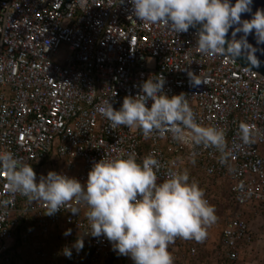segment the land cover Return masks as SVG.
<instances>
[{
	"label": "built area",
	"instance_id": "1",
	"mask_svg": "<svg viewBox=\"0 0 264 264\" xmlns=\"http://www.w3.org/2000/svg\"><path fill=\"white\" fill-rule=\"evenodd\" d=\"M121 3L0 0V150L13 152L37 175L56 155L63 174L82 183L104 156L122 149L142 159L154 152L163 165L162 178L170 167L186 168L209 202V180L230 185L236 209L264 202V77L227 55L197 53L196 32L179 35L167 26L133 21L131 5ZM188 71L199 76L200 86H190ZM152 76L166 79L169 96L187 94L198 122L224 130L225 162L214 148L178 143L171 134L145 139L139 129H112L96 111L108 99L119 110L124 98L135 96ZM242 122L251 127L248 143L239 136ZM6 182V174H0V264H13L16 235L30 226L45 238L62 228L75 234L53 250L35 248L36 264H106L112 256L118 264H133L113 251L106 237L88 234L86 206L73 215L71 202L48 216L42 200L13 194ZM79 238L83 250L72 248L66 257L63 249ZM252 241L247 221L235 213L221 233L216 264H240ZM202 245L178 237L169 245L174 264H201Z\"/></svg>",
	"mask_w": 264,
	"mask_h": 264
},
{
	"label": "clouds",
	"instance_id": "2",
	"mask_svg": "<svg viewBox=\"0 0 264 264\" xmlns=\"http://www.w3.org/2000/svg\"><path fill=\"white\" fill-rule=\"evenodd\" d=\"M78 2L83 6L85 0ZM125 2L131 5L129 18L133 21L167 26L179 35L196 29L193 49L199 54L244 58L251 67L261 65L257 56L260 49L249 43L254 32L257 45H264V8L253 13L254 0H122ZM242 14H252V18L242 19ZM187 74L190 86L202 84L194 72ZM165 85L164 77L152 76L139 86L135 96L124 98L119 110L108 99L98 104L96 111L112 129H139L145 139L171 134L178 143L214 148L225 162L229 149L224 130L198 122L187 94L169 96ZM239 136L248 143L251 127L242 122ZM162 168L154 152L138 159L134 152L121 149L94 162L86 183L56 171L41 175L37 181L30 164L13 152L0 150V174H6L11 193L42 200L48 216L71 202L76 205L71 208L73 215H79L81 205L86 206L91 228L88 234L106 237L113 251L130 257L133 264H174L169 245L178 237L203 242L208 228L218 219L215 206L186 168L170 167L165 178L161 177ZM71 233L68 229L65 235ZM72 248L82 251L84 240L79 238L72 247H65L63 254L71 258Z\"/></svg>",
	"mask_w": 264,
	"mask_h": 264
},
{
	"label": "rangeland",
	"instance_id": "3",
	"mask_svg": "<svg viewBox=\"0 0 264 264\" xmlns=\"http://www.w3.org/2000/svg\"><path fill=\"white\" fill-rule=\"evenodd\" d=\"M50 171L64 173L63 165L56 155L50 157L41 166L37 181H39L41 175L46 176ZM207 186H209L211 191L210 203L215 206L218 219L214 225L208 228V235L200 248L201 254L198 261L201 264H216L220 233L229 218L234 216L235 213L241 212L249 225L253 241L241 255L240 264H264V202L252 207L236 209L232 205L230 185L226 181L218 183L209 180ZM67 230L68 228L58 229L53 232V236L46 238L41 237L33 226L22 231L20 238L17 239L16 235L15 242L12 244L16 253L13 258V264H35L33 250L39 246L47 250L58 248L68 237L75 235L72 232L71 235L66 236L65 232Z\"/></svg>",
	"mask_w": 264,
	"mask_h": 264
},
{
	"label": "water",
	"instance_id": "4",
	"mask_svg": "<svg viewBox=\"0 0 264 264\" xmlns=\"http://www.w3.org/2000/svg\"><path fill=\"white\" fill-rule=\"evenodd\" d=\"M233 3H235V0H233ZM252 7H253V13L258 9L264 8V0H254V4ZM251 18H252V14H242V19H251ZM189 31L196 32L197 30L190 29ZM231 31L232 30H230L228 34V39H231ZM239 35H243V34H239ZM239 35L237 38H239ZM249 43L253 44L254 46H257L260 49V51L257 52V56L261 61L260 67L258 68L251 67L250 64L244 58H237L235 61L239 62L242 68L250 70L248 68L251 67L250 71L258 72L264 77V54H262L264 53V45H257L254 32L252 35L249 36Z\"/></svg>",
	"mask_w": 264,
	"mask_h": 264
},
{
	"label": "trees",
	"instance_id": "5",
	"mask_svg": "<svg viewBox=\"0 0 264 264\" xmlns=\"http://www.w3.org/2000/svg\"><path fill=\"white\" fill-rule=\"evenodd\" d=\"M22 231H23V229H22V227H21V228L19 229L18 233H17V239L20 238V235H21ZM222 231H223V229H222ZM222 231H221V233H222ZM221 233H220V236H221ZM219 242H220V237H219ZM219 242H218V247L220 248V246H219ZM118 263H119V259H118L117 256H112V257L109 258V259L107 260V262H106V264H118Z\"/></svg>",
	"mask_w": 264,
	"mask_h": 264
},
{
	"label": "crops",
	"instance_id": "6",
	"mask_svg": "<svg viewBox=\"0 0 264 264\" xmlns=\"http://www.w3.org/2000/svg\"><path fill=\"white\" fill-rule=\"evenodd\" d=\"M33 256H34V261H35V264H36V258H35V254H34Z\"/></svg>",
	"mask_w": 264,
	"mask_h": 264
}]
</instances>
